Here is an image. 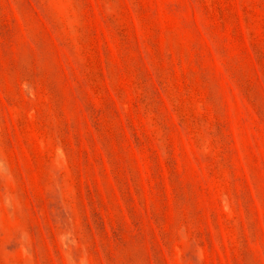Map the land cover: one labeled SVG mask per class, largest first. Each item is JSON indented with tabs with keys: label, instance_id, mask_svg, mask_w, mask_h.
Returning <instances> with one entry per match:
<instances>
[{
	"label": "rangeland",
	"instance_id": "rangeland-1",
	"mask_svg": "<svg viewBox=\"0 0 264 264\" xmlns=\"http://www.w3.org/2000/svg\"><path fill=\"white\" fill-rule=\"evenodd\" d=\"M0 264H264V0H0Z\"/></svg>",
	"mask_w": 264,
	"mask_h": 264
}]
</instances>
